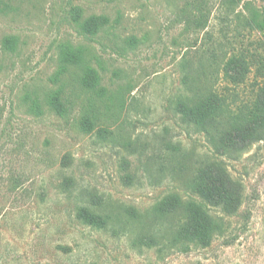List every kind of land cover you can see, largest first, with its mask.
I'll return each mask as SVG.
<instances>
[{
	"label": "rangeland",
	"instance_id": "374dc122",
	"mask_svg": "<svg viewBox=\"0 0 264 264\" xmlns=\"http://www.w3.org/2000/svg\"><path fill=\"white\" fill-rule=\"evenodd\" d=\"M246 2L264 8V0H0V264H264V140L228 160L243 187L239 210L186 252L137 246L132 234L93 229L76 217L92 194L105 207L141 211L174 191L191 194L174 173L178 159H202L212 147L175 103L200 52L247 47L264 54V35L235 17ZM80 10L85 17L108 15L109 27L96 37L81 35L74 20ZM8 35L19 37L14 52L3 48ZM67 41L90 51L111 97L124 94L121 116L106 125L110 133L101 125L86 132L79 104L64 117L46 107L42 115L28 110L27 96L62 84L80 103L70 76L55 77L58 48ZM253 80L252 71L237 87L240 98L252 93ZM220 87L229 82L221 79Z\"/></svg>",
	"mask_w": 264,
	"mask_h": 264
},
{
	"label": "trees",
	"instance_id": "16d2710c",
	"mask_svg": "<svg viewBox=\"0 0 264 264\" xmlns=\"http://www.w3.org/2000/svg\"><path fill=\"white\" fill-rule=\"evenodd\" d=\"M240 1L226 0L229 5ZM198 9L200 22L205 21L203 10L200 6ZM234 13L245 30L264 35V8L246 2ZM74 20L80 34L88 37L98 36L110 25L108 15L85 17L81 10ZM130 43L135 42L132 40ZM18 45L17 35H8L3 40V48L7 51H16ZM217 50L209 48L200 52L198 68L186 75L187 90L175 103L176 113L181 119L203 132L212 147L211 154L202 159H196L194 155L178 159L180 162L174 173L191 194L185 198L179 191H174L145 211L127 205L116 209L105 207V200L92 194L91 202L81 205L76 214L83 224L93 229H112L116 234H132L133 244L137 246L157 245L160 250L170 248L186 252L198 244L202 236L220 232L225 216L239 210L243 202V187L232 177L228 160L264 140V54L261 55L260 50L254 53L247 47ZM252 71L253 91L248 97L240 98L237 87L250 78ZM68 76L77 88L80 103L73 100L75 95L69 96L62 84L44 96H27L29 112L42 115L43 107H46L64 117L73 111L75 104H79L85 113L82 125L86 132H93L101 125L106 128L101 127L103 132L110 133L106 125L121 116L126 104L124 94L119 92L116 97H111L101 84L102 75L94 66L93 55L84 45L70 41L58 48L55 72L58 82ZM221 79L227 80L229 87L221 88ZM85 98L89 102L87 109ZM168 148L181 155L180 149L173 144ZM124 163L129 166L127 159ZM133 179V174L125 175L128 184ZM213 208L223 214H216ZM172 217L173 220L169 221ZM159 230L170 235V239L156 240L153 232Z\"/></svg>",
	"mask_w": 264,
	"mask_h": 264
}]
</instances>
